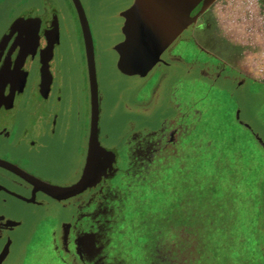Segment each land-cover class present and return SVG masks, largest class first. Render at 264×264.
Returning a JSON list of instances; mask_svg holds the SVG:
<instances>
[{
    "label": "flooded vegetation",
    "instance_id": "1",
    "mask_svg": "<svg viewBox=\"0 0 264 264\" xmlns=\"http://www.w3.org/2000/svg\"><path fill=\"white\" fill-rule=\"evenodd\" d=\"M78 1L94 47L97 37L94 32L96 16L92 19L89 14L90 2L94 0ZM205 1L202 3L203 9L200 8L196 13V19L163 53L164 64H158L152 74L136 88L123 92L118 98L122 101L113 107L107 104L100 92L95 61L98 85L97 140L100 147L108 151L103 154L97 151L90 184L82 192L65 200L54 201L35 191L34 204L12 195L14 193L30 198L33 189L28 179L30 176L56 186H69L81 178L88 156L91 101L83 33L79 14L72 0H65L68 8L65 14L68 18L64 22L74 28V39L81 51L83 76L81 89L76 95L65 88V77L62 73L58 74L54 67L64 30L61 8L58 9L51 3L39 8H29L21 15L24 17L22 24L16 29L13 27L15 31L7 38L6 46L0 54V160L10 163L9 167L13 169L0 166V249L11 239L9 253L2 264H19L37 224L45 216L48 219L50 217V224L52 223L45 233L55 241L52 242L55 246L51 254L52 261L55 257L58 258L57 245L58 248L68 247L67 253H64L65 264H88L84 253L89 249V244L94 242L96 246L90 249H99L95 250L98 264H122V248L118 245L122 243L123 246L126 238L133 240L128 238L121 225L123 219L133 212L126 205L134 204L142 182H146L148 188L153 190V176L162 166L158 165L160 162L167 161L171 155L181 157L183 153V150H177L176 145L182 146L184 134H178L177 131L168 137L167 142H160L157 147L146 150V147L153 146L157 134L167 124L181 116L170 98L173 83L166 92L164 104L156 109L158 113H148L146 109L154 100L153 90L156 86L150 88L146 85L151 80H156L158 84L163 77L175 72L173 82L179 75L194 77L233 95L234 88L249 83L252 79L245 67L234 66L218 51H210L211 43L210 46L206 45L209 39L203 34V27L206 20H211V15L205 11ZM119 2L122 11L130 5L131 0ZM99 21L111 25L112 39L120 38V27L124 20L117 11L113 10L112 15L104 19L100 17ZM200 37L204 40L201 42L204 47L199 43ZM177 42H182L185 47H192V62L171 53L172 46ZM201 54L202 58L199 57ZM191 66H198L200 72L191 73ZM60 80L64 83L60 84ZM144 86L147 87L146 95L138 98V92ZM181 107L186 108V104ZM164 109L167 110L163 113ZM118 111L125 120L124 124L117 132L110 133L103 127V121L105 118H115ZM161 113L165 115L161 116ZM182 114L188 117L190 113L185 110ZM245 125L243 124L245 128H250ZM157 148L159 149L155 150ZM262 150L264 152L263 148ZM158 157H161L159 163ZM177 159H180L177 169H185L182 158ZM144 163L146 166L156 165L155 168L149 167L151 171L147 179L141 176V166ZM91 218L99 228L94 235L85 229L94 224L90 222ZM5 219L12 221L5 224ZM168 229L174 234L173 227ZM179 231L182 233L179 238L166 233L161 242L154 240L157 247L160 244L167 248L160 260L165 264H174L176 244L189 241L184 239V236H188L184 228ZM181 238L184 240H180ZM15 246L16 252L11 256L10 251ZM44 249L42 247V251ZM111 251L112 260V255L109 256ZM183 263L187 264L185 257Z\"/></svg>",
    "mask_w": 264,
    "mask_h": 264
},
{
    "label": "rangeland",
    "instance_id": "2",
    "mask_svg": "<svg viewBox=\"0 0 264 264\" xmlns=\"http://www.w3.org/2000/svg\"><path fill=\"white\" fill-rule=\"evenodd\" d=\"M207 2L208 0L205 4ZM51 3L58 9L61 8L64 29L54 67L58 74L62 73L65 77V83L60 80V84L64 83L65 88L76 95L81 89L83 67L80 46L74 39L75 30L64 22L68 18L65 14L68 12L65 0H0V37L13 20L24 15L29 8H39L41 5ZM119 9H121L119 0H94L89 6L91 18L96 16L94 32L97 37L94 41V51L99 88L107 104L112 107L123 93V88L133 81L118 74L115 66L116 54L113 51L117 40L111 38V25L100 22L99 18L111 16L113 10ZM249 31L250 38L254 36L251 45L245 47L250 48L252 54L256 56V62H259V54L264 49V26L256 18L253 28ZM171 53L180 55L186 61L194 60L192 47H185L182 42L174 44ZM199 57L202 58L203 55ZM249 76L252 78L250 82L234 88L233 95L223 88H213L194 77L179 75L173 82L170 98L181 116L167 124L157 134L153 146L146 147V150L157 147L160 142H167L168 137L177 131L185 137L182 139V146L176 145L177 150H183V153L181 157L171 155L167 161L160 163L161 157H158V165L162 166L153 176V190L148 188L146 182H142L134 204L126 205L133 212L123 219L121 225L128 238L136 241H129L126 238L123 246L122 243L118 245L123 249H121L123 258H120L122 264H165L160 260L163 254H166L167 248L160 244L157 247L156 242H161L166 233L168 236L181 237L180 228H184L188 236L183 238L189 241L185 243L181 241L175 245L174 264H184L183 257L186 258L187 264L205 262L209 264V261L204 259L212 243L198 239V230L194 228L198 223L194 224L193 217L199 222L207 215L209 206L206 202L208 197L213 198L212 195L213 200L217 201L215 214L219 217L220 227L228 225L236 233L242 231L246 239L247 232L253 229L249 227L251 221L258 219L255 222V231L257 229L258 232L256 237L263 240L264 142L261 144L256 137L264 140V71L255 73L252 70ZM153 81L146 86L155 87L157 81ZM146 86L138 92V98L146 95ZM182 104H186V108H182ZM166 110L164 109L163 113ZM185 110L189 111L190 116L182 114ZM156 112L158 113V110ZM163 113L161 116L165 115ZM116 114L115 118H105L103 121V127L110 133L117 132L125 121L119 111ZM243 124L250 128H245ZM177 158H182L185 169H177L180 163V159ZM149 167L155 168L156 165L146 166L144 163L141 166L143 168L141 176L144 179L149 178L147 177L151 171ZM213 181L215 191L211 195L209 184ZM202 213L204 215H201ZM50 222L48 216L39 221L19 264H65L64 253H67L68 247L58 248L56 245L58 258L55 257L53 261L51 259L55 248L52 243L54 240L51 235L48 237L45 233L52 224ZM90 222L94 224L85 229L94 235L99 228L93 218ZM172 227L174 234L172 230L164 229ZM183 238L180 240H184ZM250 240L249 246L236 244L235 251L243 259L249 258L254 264H263L264 257L257 249H252L253 240L251 238ZM218 243L220 246L222 240L219 239ZM95 246L96 243L91 242L89 249L84 253L88 264H98L95 260L98 257L95 250L99 249L97 247L95 250L90 249ZM42 247L45 248L44 251ZM110 255L112 260L113 253ZM49 258L51 260L47 261Z\"/></svg>",
    "mask_w": 264,
    "mask_h": 264
},
{
    "label": "water",
    "instance_id": "3",
    "mask_svg": "<svg viewBox=\"0 0 264 264\" xmlns=\"http://www.w3.org/2000/svg\"><path fill=\"white\" fill-rule=\"evenodd\" d=\"M74 3L81 23L84 48L88 68V78L90 87L91 101V128L88 142V156L86 167L81 178L69 186L51 185L32 176L28 179L33 186L30 198L12 193L16 197L34 204V192H41L46 199L61 201L82 192L91 181L92 166L95 161L96 153H106L108 149H102L97 140V116H98V85L95 70L94 47L90 30L78 0ZM203 0H131L130 5L122 11L117 10L119 16L123 18L120 27V38L115 39L117 43L113 46L116 54V70L124 78L131 79L133 82L123 88V92L131 91L148 78L158 64H164L163 53L177 40L178 36L196 19L198 10L202 7ZM23 16L16 18L10 28L5 32L0 40V54L7 43V38L13 34L16 27L22 24ZM13 27L15 29L13 30ZM115 35V34H114ZM135 40L142 49V56L135 63H128L122 58V52L126 49L130 41ZM191 73H199L198 66H191ZM175 72L166 75L154 88V100L147 106L148 113H155L156 109L163 105L166 99V92L175 78ZM134 83V84H133ZM162 88V89H161ZM163 89L165 91L163 92ZM126 95H129L127 93ZM122 99H118V103ZM127 102V101H124ZM156 114V113H155ZM154 114V115H155ZM153 115V116H154ZM152 116V117H153ZM249 127V126H248ZM257 141L263 144L261 138L256 137ZM0 166L10 169V163L0 160ZM5 224L12 220L5 219ZM1 223V222H0ZM4 223V222H3ZM11 240V239H10ZM7 240L0 249V264H2L8 253L11 241ZM16 246L10 251L14 256Z\"/></svg>",
    "mask_w": 264,
    "mask_h": 264
},
{
    "label": "crops",
    "instance_id": "4",
    "mask_svg": "<svg viewBox=\"0 0 264 264\" xmlns=\"http://www.w3.org/2000/svg\"><path fill=\"white\" fill-rule=\"evenodd\" d=\"M210 12L211 20H206L204 35L209 40L210 51H218L225 60L246 71L257 72L256 56L249 47L250 28H253L256 15L264 16V0H208L205 11ZM247 31V32H246ZM204 42L200 37L199 43ZM203 46V45H202ZM204 47V46H203Z\"/></svg>",
    "mask_w": 264,
    "mask_h": 264
},
{
    "label": "trees",
    "instance_id": "5",
    "mask_svg": "<svg viewBox=\"0 0 264 264\" xmlns=\"http://www.w3.org/2000/svg\"><path fill=\"white\" fill-rule=\"evenodd\" d=\"M214 182L215 181L209 184L211 187V195L215 191L213 184ZM212 196L214 198V195ZM213 198L210 196L207 199L206 203L209 206L207 215L202 213L201 215L204 216L199 222L197 218L193 217L194 224L198 223L196 227H194L198 230V239L204 242L207 240L210 242V244L212 243V246L208 248V252H206V257L204 260L209 261V264H254L253 262H250L249 258L243 259L241 256H238L237 252L235 251L236 244H239L243 247L249 246L248 244L251 242L250 238L253 240V244L251 245L252 249H257L259 254L264 257V237L262 241L260 239L258 240L256 237V235H258V232H256L257 229L255 231V222H257L258 219L251 221L249 227L253 229L247 232V237L245 239V234L241 233L242 231L236 233L232 231L228 225L220 227L219 217L217 214H215L217 201L215 202ZM261 223H263V221H261ZM241 234L243 235L244 239H242ZM219 239L222 240V244L220 246L218 243ZM209 254L210 258H208ZM205 264L207 263L205 262Z\"/></svg>",
    "mask_w": 264,
    "mask_h": 264
},
{
    "label": "snow or ice",
    "instance_id": "6",
    "mask_svg": "<svg viewBox=\"0 0 264 264\" xmlns=\"http://www.w3.org/2000/svg\"><path fill=\"white\" fill-rule=\"evenodd\" d=\"M142 49L135 41H130L126 49L122 52V58L128 63H135L142 56Z\"/></svg>",
    "mask_w": 264,
    "mask_h": 264
},
{
    "label": "built area",
    "instance_id": "7",
    "mask_svg": "<svg viewBox=\"0 0 264 264\" xmlns=\"http://www.w3.org/2000/svg\"><path fill=\"white\" fill-rule=\"evenodd\" d=\"M256 18L258 19V21L260 22V24L264 26V16H261V15L259 14V16H256ZM259 60H260V61L258 62L257 66H258V67L260 66V68H259V69L257 68V72H258V71H259V72H263V71H264V49H263V51H261V53L259 54Z\"/></svg>",
    "mask_w": 264,
    "mask_h": 264
}]
</instances>
